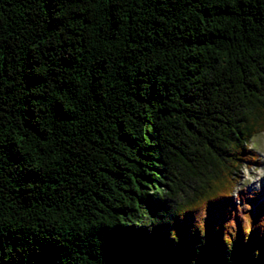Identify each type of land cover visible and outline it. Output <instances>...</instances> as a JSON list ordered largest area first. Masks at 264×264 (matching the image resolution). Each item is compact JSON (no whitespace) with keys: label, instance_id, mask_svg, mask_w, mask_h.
Masks as SVG:
<instances>
[{"label":"trees","instance_id":"1","mask_svg":"<svg viewBox=\"0 0 264 264\" xmlns=\"http://www.w3.org/2000/svg\"><path fill=\"white\" fill-rule=\"evenodd\" d=\"M261 132L264 0H0V264H264Z\"/></svg>","mask_w":264,"mask_h":264},{"label":"rangeland","instance_id":"2","mask_svg":"<svg viewBox=\"0 0 264 264\" xmlns=\"http://www.w3.org/2000/svg\"><path fill=\"white\" fill-rule=\"evenodd\" d=\"M250 147L257 155L258 164L244 167L240 173L238 189L244 190L248 195L264 198V132L253 136Z\"/></svg>","mask_w":264,"mask_h":264}]
</instances>
